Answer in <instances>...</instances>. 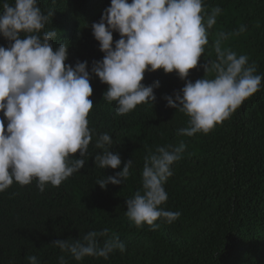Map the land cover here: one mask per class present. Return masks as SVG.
Listing matches in <instances>:
<instances>
[{
    "label": "trees",
    "instance_id": "1",
    "mask_svg": "<svg viewBox=\"0 0 264 264\" xmlns=\"http://www.w3.org/2000/svg\"><path fill=\"white\" fill-rule=\"evenodd\" d=\"M109 5L110 0H38L45 14L53 11L45 30L54 27L59 31L54 46L70 44L66 63L87 60L90 67L93 60L103 58L90 25L99 22ZM204 5L209 12L218 6L222 13L209 30L205 53L187 79L202 78L200 65L215 60L212 44L216 33H232L241 25L247 30L231 36L226 46L237 55H247L248 63L256 65L255 74L264 77V0H204ZM119 38L114 32L113 42ZM7 43L0 37V46ZM154 81L160 86L154 89L153 105L141 104L119 116L116 102L109 104L102 98L107 85L92 76L90 157L84 168L58 187L48 184L40 192L34 179L24 186L14 182L0 192V264H29L31 255L37 256L39 264H58L62 253L52 241L80 238L104 228L118 235L126 250L114 251L107 260L86 257L76 262L66 256L68 264H264V78L259 91L228 119L208 134L192 137L177 135L178 129L188 126V117L167 107L163 99L178 92L184 81L175 72H145L142 83L148 86ZM102 133L114 140L112 151L121 158L118 169L94 165V156L100 151L94 144ZM181 141L186 150L172 165L173 175L164 185L168 199L160 206L180 212L179 218L171 224L158 219L156 230L146 224L136 227L125 214V200L141 189L145 155ZM74 156L79 158V153ZM130 159L133 166L123 185L108 184L101 189L96 184L103 176L120 171Z\"/></svg>",
    "mask_w": 264,
    "mask_h": 264
},
{
    "label": "clouds",
    "instance_id": "2",
    "mask_svg": "<svg viewBox=\"0 0 264 264\" xmlns=\"http://www.w3.org/2000/svg\"><path fill=\"white\" fill-rule=\"evenodd\" d=\"M0 192L14 182L29 185L35 179L40 192L50 184L58 187L73 173L84 168L90 154L93 130L88 115L93 108L92 76L107 85L103 99L116 102V115L134 111L138 105L156 100L154 89L159 81L145 86V72L162 69L175 72L184 86L171 96H164L166 106L188 117V126L177 135L192 137L208 134L251 95L259 91L261 75L245 54L237 55L226 42L247 30L241 25L232 33L218 31L212 44L215 60L200 65L204 76L192 82L189 70L197 67L209 44V30L222 13L216 6L206 11L204 0H110L99 22L90 25L102 52L101 60L66 61L70 44L52 43L58 30L46 31L53 11L45 14L38 0H0ZM119 39L113 42V33ZM211 75L212 78H205ZM5 121L7 126L5 128ZM113 138L100 134L94 144L98 151L94 165L100 169H118L121 158L112 151ZM186 144L159 146L144 157L141 189L125 200V214L136 227L148 225L156 230L158 219L171 224L180 212L160 206L168 195L164 185L173 175L172 165L182 158ZM79 153V158L74 154ZM132 159L120 171L103 176L96 184L123 185L130 176ZM62 253L58 264H68L70 257L81 262L86 257L107 260L114 251L123 253L125 244L118 235L104 228L89 231L80 238L51 242ZM29 264H39L37 256L27 257Z\"/></svg>",
    "mask_w": 264,
    "mask_h": 264
}]
</instances>
